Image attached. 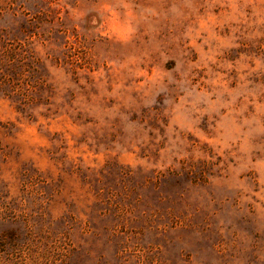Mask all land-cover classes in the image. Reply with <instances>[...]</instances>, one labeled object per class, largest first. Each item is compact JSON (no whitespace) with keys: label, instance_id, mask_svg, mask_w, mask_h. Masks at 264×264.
<instances>
[{"label":"rangeland","instance_id":"374dc122","mask_svg":"<svg viewBox=\"0 0 264 264\" xmlns=\"http://www.w3.org/2000/svg\"><path fill=\"white\" fill-rule=\"evenodd\" d=\"M0 264H264V0H0Z\"/></svg>","mask_w":264,"mask_h":264},{"label":"trees","instance_id":"16d2710c","mask_svg":"<svg viewBox=\"0 0 264 264\" xmlns=\"http://www.w3.org/2000/svg\"><path fill=\"white\" fill-rule=\"evenodd\" d=\"M25 27H26L25 25H22V24H21V26H20V28H19V32H23V31H25V30H23V28H25ZM13 36H15V37H13V38H14V41H16V40H15L16 35H13ZM15 54H17V53H16L15 51H13V55H14V56H12V58H13L14 60H16V56H15ZM30 56H31V55H30ZM30 56L27 57L28 60H27L26 64H31V63H33L32 58H31ZM18 61L20 62L21 59H18ZM13 75H14V74H13Z\"/></svg>","mask_w":264,"mask_h":264}]
</instances>
